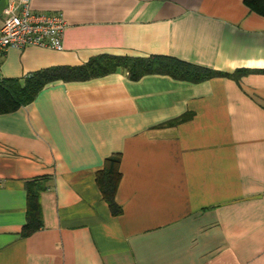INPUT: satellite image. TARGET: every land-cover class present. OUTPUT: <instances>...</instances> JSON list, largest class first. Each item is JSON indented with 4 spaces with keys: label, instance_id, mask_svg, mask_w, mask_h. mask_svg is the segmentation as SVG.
I'll return each mask as SVG.
<instances>
[{
    "label": "crops",
    "instance_id": "obj_1",
    "mask_svg": "<svg viewBox=\"0 0 264 264\" xmlns=\"http://www.w3.org/2000/svg\"><path fill=\"white\" fill-rule=\"evenodd\" d=\"M32 3L65 14L64 49L10 48L4 79L99 55L250 72L56 80L0 113V264H264V16L244 0ZM113 155L120 215L97 182ZM44 176L43 227L26 235L27 182Z\"/></svg>",
    "mask_w": 264,
    "mask_h": 264
},
{
    "label": "trees",
    "instance_id": "obj_2",
    "mask_svg": "<svg viewBox=\"0 0 264 264\" xmlns=\"http://www.w3.org/2000/svg\"><path fill=\"white\" fill-rule=\"evenodd\" d=\"M251 11L264 16V0H244ZM125 70L133 80L149 74L169 75L175 79L198 83L213 77H230L240 80L250 70L238 69L233 73L222 72L206 66L191 63L170 55L147 57L99 55L80 66H61L42 70L27 76L24 82L18 79H3L0 82V113H10L30 103L48 83L81 81ZM121 157L113 155L105 160L97 174V182L105 201L114 215H120L122 208L116 200V193L122 179ZM50 187L49 178L39 177L27 182L28 220L25 234H31L43 227L41 193Z\"/></svg>",
    "mask_w": 264,
    "mask_h": 264
},
{
    "label": "built area",
    "instance_id": "obj_3",
    "mask_svg": "<svg viewBox=\"0 0 264 264\" xmlns=\"http://www.w3.org/2000/svg\"><path fill=\"white\" fill-rule=\"evenodd\" d=\"M67 24L64 13L36 12L32 0H5L0 5V82L4 79L1 62L10 48L36 46L63 50Z\"/></svg>",
    "mask_w": 264,
    "mask_h": 264
}]
</instances>
